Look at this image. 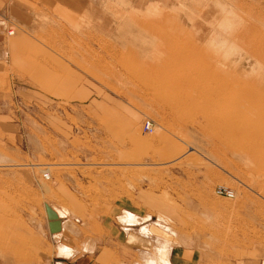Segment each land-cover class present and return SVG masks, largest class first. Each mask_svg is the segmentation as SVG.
Here are the masks:
<instances>
[{"label": "rangeland", "instance_id": "rangeland-1", "mask_svg": "<svg viewBox=\"0 0 264 264\" xmlns=\"http://www.w3.org/2000/svg\"><path fill=\"white\" fill-rule=\"evenodd\" d=\"M1 10L0 264H73L58 259L59 248L69 258L70 247L84 245L93 253L83 264H147L166 245L172 264L184 254L186 264H264V171L214 136L202 111L175 112L156 82L135 81L134 57L145 51L146 71L160 51L151 50V33L127 26L178 22L185 44L264 88V46L254 59L246 46L264 38V0H7ZM117 20L127 27L118 32ZM45 204L61 213L63 233L49 234ZM123 209L145 214L123 211L147 227L141 253L119 244Z\"/></svg>", "mask_w": 264, "mask_h": 264}, {"label": "bare ground", "instance_id": "bare-ground-1", "mask_svg": "<svg viewBox=\"0 0 264 264\" xmlns=\"http://www.w3.org/2000/svg\"><path fill=\"white\" fill-rule=\"evenodd\" d=\"M129 3H130V1H129ZM143 4H145V3H143ZM143 4H141V6ZM144 8H145V6H144ZM153 9H154V7H153ZM145 12H147V9ZM157 13L158 12H156V14ZM139 14H141V13H139ZM158 14H160V13H158ZM128 16L129 15H127L126 18ZM158 17L159 16H156L154 18L158 19ZM122 18L125 19L124 16ZM119 19H121V18H119ZM131 20H133V19H131ZM121 21H122V19H121ZM121 21L120 20L116 21V28H117L118 32L120 31V28H124V26H126V24L122 23ZM139 21H142V20H139ZM144 21H146V20H144ZM147 21H148V19H147ZM129 22H130V24H127V26L129 25L128 27H130L131 29L134 26V27H136L135 30L139 29V32H141V33H143L146 30L147 32L151 33V35H153V36L148 35L150 38L149 41L147 40L149 43V46L151 45V47H152L155 45L156 47H159V49L162 48V51L157 49L158 51H160V53H159L160 55H156V56H158L156 59H154V57H153V60L150 61L151 63L149 64V66H147L148 64L146 65L147 70H150V74H147V73H149V72H147V70L145 71V64L148 62L145 60V53H143L144 50L142 51L143 54L140 52L142 55L140 54V56L136 55L134 57L135 60L139 59L141 62V64H140L141 66H136V67H135V65H137V64L135 62V65L133 68L134 71L136 68L141 69L140 72L138 71L139 69L136 70L139 73L136 75L135 81H137V83L139 85L147 84V86H148V83H149V85L150 84L152 85V83H153V88H154V85L156 82V84L158 86V87L156 86L157 87L156 89L157 90L163 89L167 93V95H166L164 93V91H162L164 94H162L163 96L160 94L161 100L165 99L164 102L166 101L167 106L169 105L173 110H175V112H176V110H185V109L186 110H197V111L200 110V112L202 111V114L205 116V123L208 127L211 128L212 132L215 134V135L213 134L214 136H216L218 139H221L230 148L235 147V146H240V148H243V150H245L247 152V155H248L247 160L251 161V165L254 164L255 167L260 168L262 171H264V88L259 86L258 83L256 84L255 83L256 81L250 82L246 78L240 77L239 73H237V72L236 73L238 76L237 77L233 76L232 74L235 71H237V69L235 71L232 69L233 73H231L232 71L230 72L228 70L229 69L228 67L224 68L225 67L224 64H222V66L224 65L223 67L220 66L221 63L219 64V66L215 65L214 63H212L214 61L210 60L208 56H204L201 53V51L197 50V48L191 47V45H189V44L188 45L185 44L188 41L187 42L182 41V38H184V37H181V34H182V36H185L184 31H182L184 29V27L182 26L183 27L182 30L180 27H175L178 22L176 24L174 22L175 26L173 24V21L169 22V24H168V21L164 22L166 26L164 25V23L161 24L160 21H158L159 23H157V21H155L156 23H152V21H151V24H149V25H145L146 22H145V24H142L143 21L141 23L140 22L138 23V21H135V22L129 21ZM167 24L169 25L170 29H169ZM171 24H173V25L171 26ZM178 24H180V23H178ZM164 27H167V30L169 29V31H164V29H165ZM173 27H174V29H173ZM251 27L252 26L246 24L243 26V31H245L247 33L248 30H251ZM175 28H177V30L179 29L181 31H177ZM253 29H254V26H253ZM133 30H134V28L130 31L133 32ZM253 31L255 32L256 30H253ZM131 32H129V33H131ZM246 33H243V34L245 36H247ZM143 34L145 35V32ZM123 35H124V33H123ZM124 36L126 37V35H124ZM258 36H260V35H258ZM238 37L241 38V40H242V37H240L239 35H238ZM251 37H253V36H251ZM141 38H143V37H141ZM141 38L138 37L137 41L141 40L142 44L144 46L145 40H144V38L143 39H141ZM205 38H206V36L204 35V36H201L198 40L202 41ZM245 38H243V39H245ZM147 39H148V37H147ZM234 40H236V39H234ZM238 42L245 44V43H247V40L245 42H244V40H243V42L242 41H238ZM248 43H249V45L246 44V46H248L249 47L248 50L251 51V52L249 51L250 52L249 55L254 54V55H252V58H253V56L255 57V55H257L259 57L263 56V55L260 56V52H259L260 50L259 49H260V47L264 46V38H260L258 40L248 39ZM146 44H147V42H146ZM146 44H145V46H146ZM151 47H149V48H151ZM154 47H152L151 50L156 51L155 50L156 48L154 49ZM131 51H132V49H131ZM139 51H140V47H139ZM147 51H149V50H147ZM150 57H152V56H150ZM139 63H138V65H139ZM133 64H134V62H133ZM128 67H131V66H128ZM140 67H142L143 69ZM230 73H231V75H230ZM241 153H242V151H241ZM242 154L239 153L238 156H240ZM240 158H241V156H240ZM252 162H253V164H252ZM55 211H56L58 216L60 215L59 219L61 220V223H62L61 213L59 211H57V209H55ZM64 212H65V214H67V211H64ZM122 215H123L122 217L118 218V221L122 225H124V227L126 228L125 232H130L131 231L130 228L139 227V225L137 226L139 221L136 219V216L129 214L127 212L126 213L123 212ZM146 219H149V217ZM165 220L166 219H164V221ZM144 221H146V220H144ZM166 221H168V220H166ZM140 225H141V223H140ZM60 233L51 234V236L53 237V236H56ZM139 234L141 236H145V239L146 238L148 239L147 227L145 226V227L140 228ZM163 242H165V241H163ZM172 244H171V246H172ZM168 246L169 245L161 247V249H159V251L157 252L156 256H153L154 258H150L151 259L150 261L147 260L148 261L147 264H172L170 262V259H169L171 249ZM158 247H160V246H158ZM69 253L70 252H69L68 248H65V247L59 248V256L67 257L69 255ZM147 261H145V262H147Z\"/></svg>", "mask_w": 264, "mask_h": 264}, {"label": "crops", "instance_id": "crops-1", "mask_svg": "<svg viewBox=\"0 0 264 264\" xmlns=\"http://www.w3.org/2000/svg\"><path fill=\"white\" fill-rule=\"evenodd\" d=\"M6 1L7 0H0V3H5ZM2 18H3V12L1 10L0 11V19H2ZM5 26H6L5 22H0V36L5 34V31H6ZM16 49H18L17 48V45H16V43L15 44L13 43L12 44V51L14 52ZM6 58H7L6 44L0 39V81H1V78H2V76L4 74V72H5V67H6V62H7V59ZM5 97H6L5 92L0 87V134H2L3 137L5 136V133L7 132L6 129H5V124H3L5 122L4 119L7 117V115L4 113V110H6V108H5ZM132 127H133L132 126V123H128V125H127V131L128 132L131 131ZM1 142H3V141L0 140V143ZM143 202H145V199L143 200ZM124 210H129V211H132L133 213L137 214L139 216L138 217L136 215L137 216V219H142L140 217H144L145 216V214L141 215V214H139L138 212H136L135 210H132V209H123L121 211V213ZM117 217H116V219H117ZM119 226H120L119 227L120 228V231L123 234L126 235L123 238V240L121 241V243H119V244H121L122 246H124L125 249L126 250H129V251H136V252H139V253H141L142 251H145V245L147 244V241L150 240V239H147V238L145 239V236H141L140 234H137L134 231H132V232H125L124 225H120L119 224ZM63 232H64V230L62 229V233ZM130 233H135L136 236L135 237L134 236L131 237V236H129ZM61 236L63 238V235H61ZM52 240H54V239H52ZM69 244H70V242H69ZM84 246L87 248L86 245H84ZM84 246H83V248L81 250V253L77 252L74 248L70 247L71 248V251H72V256L71 257H69V258H65V257L58 258L56 256V258L62 259L64 261L74 260V262H76V263H73V264H83L84 261H86L88 259V256L87 255L88 254L91 255L93 253L88 248L86 250ZM183 256L184 257L183 258H180L179 260H181V262H183V264L184 263L186 264L187 262H189L188 261V257L185 254ZM56 264H66V263H64V262H57Z\"/></svg>", "mask_w": 264, "mask_h": 264}, {"label": "water", "instance_id": "water-1", "mask_svg": "<svg viewBox=\"0 0 264 264\" xmlns=\"http://www.w3.org/2000/svg\"><path fill=\"white\" fill-rule=\"evenodd\" d=\"M44 211L47 219V227L50 234L60 233L62 231V223L59 216L48 205H44Z\"/></svg>", "mask_w": 264, "mask_h": 264}, {"label": "built area", "instance_id": "built-area-1", "mask_svg": "<svg viewBox=\"0 0 264 264\" xmlns=\"http://www.w3.org/2000/svg\"><path fill=\"white\" fill-rule=\"evenodd\" d=\"M12 34H13L12 31L8 32V35H12ZM142 128H143L144 132H151V130H152L151 124L148 121L144 123ZM42 178L46 181L50 179V175H49L48 171L42 173ZM215 194L219 197H224V198L229 199V200L234 198L233 192L226 190L224 188H218L216 190Z\"/></svg>", "mask_w": 264, "mask_h": 264}]
</instances>
